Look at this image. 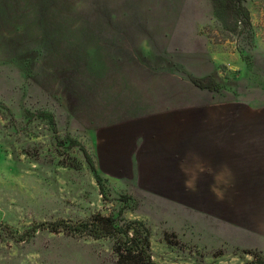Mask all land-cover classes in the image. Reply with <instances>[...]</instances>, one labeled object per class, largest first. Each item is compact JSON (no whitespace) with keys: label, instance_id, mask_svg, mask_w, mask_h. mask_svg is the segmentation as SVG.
<instances>
[{"label":"rangeland","instance_id":"374dc122","mask_svg":"<svg viewBox=\"0 0 264 264\" xmlns=\"http://www.w3.org/2000/svg\"><path fill=\"white\" fill-rule=\"evenodd\" d=\"M243 3L252 30L212 0H0V264H116L50 227L97 213L144 221L155 264L264 256V0ZM193 154L222 200L208 173L185 189Z\"/></svg>","mask_w":264,"mask_h":264},{"label":"trees","instance_id":"16d2710c","mask_svg":"<svg viewBox=\"0 0 264 264\" xmlns=\"http://www.w3.org/2000/svg\"><path fill=\"white\" fill-rule=\"evenodd\" d=\"M216 15L224 22V16L240 22L252 30L251 15L243 0H212ZM55 232L70 235H88L93 238H109L116 264H155L151 252V231L142 220H127L122 215L97 213L89 220L72 222L58 220L50 224ZM247 264H264V256L254 255Z\"/></svg>","mask_w":264,"mask_h":264},{"label":"clouds","instance_id":"9594fccd","mask_svg":"<svg viewBox=\"0 0 264 264\" xmlns=\"http://www.w3.org/2000/svg\"><path fill=\"white\" fill-rule=\"evenodd\" d=\"M187 160V157L185 158ZM180 169L182 172H184L187 175V179L184 181L185 189L188 191L196 192L199 190L198 187V180L200 179L201 173H208L210 175H213L214 177V183L209 185V191L213 193V195L217 196L218 199H223L224 194L222 191H220L216 187V182L219 180L221 173H217L216 170L210 166L205 165L202 160L199 159V157L195 154L192 156V169L194 171L193 175H189V169L185 165V161H181ZM198 169V171H196Z\"/></svg>","mask_w":264,"mask_h":264}]
</instances>
